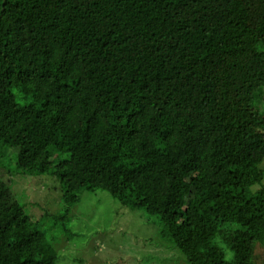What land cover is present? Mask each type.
I'll return each instance as SVG.
<instances>
[{
    "label": "trees",
    "instance_id": "obj_1",
    "mask_svg": "<svg viewBox=\"0 0 264 264\" xmlns=\"http://www.w3.org/2000/svg\"><path fill=\"white\" fill-rule=\"evenodd\" d=\"M249 1L0 0V264H66L54 238L97 191L158 218L187 264H258L264 0L253 25ZM19 176L59 182L62 212L33 219Z\"/></svg>",
    "mask_w": 264,
    "mask_h": 264
},
{
    "label": "rangeland",
    "instance_id": "obj_2",
    "mask_svg": "<svg viewBox=\"0 0 264 264\" xmlns=\"http://www.w3.org/2000/svg\"><path fill=\"white\" fill-rule=\"evenodd\" d=\"M247 7L253 25L262 15L263 6L252 0ZM254 49L264 60V47L258 44ZM50 179L19 176L13 181L14 195L28 204L33 219H39L45 210L52 214L63 210L60 184ZM70 230L68 236L58 233L53 243L59 254L66 256V264H187L180 249L172 247L158 218L131 211L104 191L82 195L72 209ZM256 255L258 264H264V247L259 246ZM227 257H232L229 251Z\"/></svg>",
    "mask_w": 264,
    "mask_h": 264
}]
</instances>
